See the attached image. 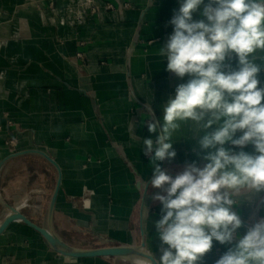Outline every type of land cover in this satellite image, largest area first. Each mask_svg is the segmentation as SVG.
I'll return each instance as SVG.
<instances>
[{
	"label": "crops",
	"instance_id": "1",
	"mask_svg": "<svg viewBox=\"0 0 264 264\" xmlns=\"http://www.w3.org/2000/svg\"><path fill=\"white\" fill-rule=\"evenodd\" d=\"M180 3L0 0V222L12 206L71 246L143 240L158 260L167 246L155 227L162 204L153 196L165 193L151 185L143 139L155 140L163 106L190 79L167 71V60L158 54ZM202 9L194 20L202 18ZM226 63L237 68L234 54ZM259 80L264 87V72ZM149 122L157 123L156 134L149 133ZM203 134H194L190 122L182 124L173 136L176 156L158 162L162 169L174 178L193 162L203 167ZM243 150L254 153L252 145ZM256 208L258 222L264 218V192L241 197L233 208L243 221L240 235ZM235 242L213 241L201 264H216ZM126 261L64 256L21 221L0 234V264L132 263Z\"/></svg>",
	"mask_w": 264,
	"mask_h": 264
},
{
	"label": "clouds",
	"instance_id": "2",
	"mask_svg": "<svg viewBox=\"0 0 264 264\" xmlns=\"http://www.w3.org/2000/svg\"><path fill=\"white\" fill-rule=\"evenodd\" d=\"M202 5V18L194 20ZM170 24L173 32L158 54L167 60V71L190 79L163 106L155 140L143 139L151 185L165 193L153 196L162 204L155 227L167 246L156 264H201L213 241L234 240L216 264H264V218L240 235L243 221L233 210L241 197L264 192V87H258L264 72V0H181ZM233 54L236 69L226 63ZM189 122L194 134L204 133L198 143L207 163L193 162L173 178L158 162L176 156L173 136ZM147 127L157 133L156 122ZM248 145L254 153L243 150Z\"/></svg>",
	"mask_w": 264,
	"mask_h": 264
},
{
	"label": "water",
	"instance_id": "3",
	"mask_svg": "<svg viewBox=\"0 0 264 264\" xmlns=\"http://www.w3.org/2000/svg\"><path fill=\"white\" fill-rule=\"evenodd\" d=\"M43 155L52 164H54L57 167L56 163L49 156H47L46 154ZM58 184H59V179L57 180L56 187H58ZM53 202L54 199L51 201L48 209L49 217L53 210ZM8 208H9V213L0 222V234L13 221H21L24 224L36 230L37 232H39L53 250L64 256H69L74 258L110 256V257L123 258L130 261L131 258L133 257H140L147 259L150 262V264H156V260H155L156 258L148 250H146L143 240H141L140 244L138 245H112V246H102L95 248H78L67 244L52 230L36 224L32 220H30L27 216H25L23 213H21L18 209L12 206H8ZM257 208L253 214L252 221L244 222V224L248 228H250L256 223Z\"/></svg>",
	"mask_w": 264,
	"mask_h": 264
},
{
	"label": "bare ground",
	"instance_id": "4",
	"mask_svg": "<svg viewBox=\"0 0 264 264\" xmlns=\"http://www.w3.org/2000/svg\"><path fill=\"white\" fill-rule=\"evenodd\" d=\"M131 262H133L134 264H150V262L147 259L140 257L131 258Z\"/></svg>",
	"mask_w": 264,
	"mask_h": 264
},
{
	"label": "rangeland",
	"instance_id": "5",
	"mask_svg": "<svg viewBox=\"0 0 264 264\" xmlns=\"http://www.w3.org/2000/svg\"><path fill=\"white\" fill-rule=\"evenodd\" d=\"M126 262H128V263L130 262V263H131V261H130V260H128V261H126ZM131 264H134V263L132 262Z\"/></svg>",
	"mask_w": 264,
	"mask_h": 264
}]
</instances>
